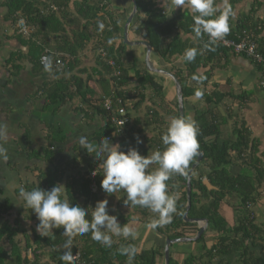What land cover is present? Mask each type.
Instances as JSON below:
<instances>
[{
    "label": "trees",
    "instance_id": "trees-1",
    "mask_svg": "<svg viewBox=\"0 0 264 264\" xmlns=\"http://www.w3.org/2000/svg\"><path fill=\"white\" fill-rule=\"evenodd\" d=\"M70 1L49 0L48 7L45 8L46 12H41L42 10L34 2L8 0L11 14L16 15L17 12H20L26 22L35 28L32 37H35L36 41H32L30 44L32 53H36V57H33L34 63L40 65L41 55L47 48L46 37L49 35L60 36L61 44L69 51L67 53L69 57H60L64 64V70L72 69L78 63V50L84 49L88 42H92L95 39L93 49L102 50L104 53L103 55L100 52L96 56L97 69L101 70H97V72H104L110 75V79L114 82V89L112 93H109L110 97L113 99L122 98L124 101L130 100L135 108L144 102L148 93L158 98L160 102H164V87L155 79V75L146 69L144 63H139L124 42L116 46L115 42L110 41L116 35L122 37V33L121 27L116 21L120 15L110 12L109 1L76 0V16H71L68 12ZM236 1H230L231 9ZM50 3L55 8L50 7L49 9ZM136 3L139 14L138 19L141 15L144 16L145 31L143 32V37L151 45L152 52L168 63H172L179 58L178 56H182L185 68L179 70L174 68L173 73L182 85L184 111L187 99L191 96H197V91L201 92L198 97L203 100V103L208 108L209 106L216 107L220 104H226L227 101L236 103L242 108L248 102L251 94L247 92L237 93L234 89L223 90L217 86L212 92H207V89H205L213 70L216 66H219L216 63V59L220 57L216 56L227 48L219 42L212 45L210 49L204 47V44L208 41V36L205 34L201 38H197L192 31L193 16L196 13L168 16L163 13L160 7L156 6L154 0H136ZM252 13L241 15L235 24V30L230 26V32L226 38L237 40L238 35L241 36L245 31L252 35L258 51L264 56V39L259 38V32L264 28V20H254ZM81 19L85 23L82 26H75L76 23L80 25ZM99 24H103V29L99 27ZM175 29H181L185 33L193 34L197 43L190 44L188 40H182L178 34L174 35ZM38 37L41 38L38 39ZM64 40H67V42L64 43ZM192 47L198 49V54L194 61L188 62L183 58L184 52L185 49ZM108 60L114 62L113 67L108 64ZM139 65H142V67ZM256 65L262 71L263 66L258 63ZM209 66V70L203 75L198 73L200 68ZM187 80H192L194 86L191 87V85L185 84L184 82ZM69 82L70 80L64 79V81L59 82L61 85L49 90V98L53 103L62 104L66 100L78 97L82 104L91 106L92 114L107 115L102 106L92 103L93 99L88 96L90 90L87 81L84 83L80 78L74 76L72 82H70L75 87L73 91L70 89ZM198 85H203L204 89L199 88ZM194 110L196 111L194 120L199 127L197 137L200 145L199 150L203 152V157L191 177V208L188 217L208 219V228L195 241L203 242L202 254L199 257L190 254L183 259V264H215L213 262L217 258L219 259V264H230L228 258L231 256L236 257L238 264H264V222L258 223L255 212L252 210L258 204L264 192V152H262L261 157L257 155L261 144L260 140L253 136L250 128L245 126V122L239 118L238 112L235 114L231 112L224 118L218 117L212 110L199 109L197 105H195ZM170 113L172 116H179L178 109L174 112L170 111ZM208 114L212 115L210 119L207 118ZM148 115L150 117L147 119V125L157 126L159 130L157 129L156 133L151 137L146 136L145 139L153 150H162L161 137L166 131L167 124H165L159 111L153 107L148 109ZM230 120H233V123L229 133H227L222 126ZM140 131V128H137L136 131L133 129L129 136L121 140L120 146L123 147L124 151L130 146L136 147L141 155L147 156L148 151L141 150L142 142L136 143L137 136L140 141L142 139ZM113 132L114 127L109 124L91 136V143L99 146L103 138L113 137ZM64 140L65 136L60 137L58 140H50L47 147L43 149L45 159L51 161L54 156V152L51 149L54 142L61 143ZM91 154L98 161L97 163H91L87 171L83 173L71 174L67 177L62 198L67 199L70 204L94 207L97 201L111 196L106 194L100 186L103 179V171L102 168H99V165L104 154L99 156L95 153ZM195 160L196 158L191 163L190 168ZM233 165L241 166V172L238 174L232 173L231 168ZM66 167H57L54 171L43 172L39 177V183L31 186L30 190L36 187L50 190L54 185L62 182L65 176L64 173L68 168L71 171L76 169L77 165L70 162L67 163ZM95 169H98L95 177L97 189L93 191L89 175ZM200 170H203L204 173ZM205 182H208L209 186ZM167 184L169 193L177 196V212L173 214L170 223L155 229L166 236V239H176L188 236V234H196L195 227V231H190L194 224L185 222L183 218L187 203V177L173 174ZM231 196L238 200V204L234 206V222L229 225L219 210L222 201L226 197ZM125 198L118 201L117 205V212H119L117 218L121 225L125 223L128 225L135 220L134 213L127 214L126 211L131 206L135 212L140 211L141 220L146 224H149L156 216L149 209L130 203L126 206L123 203ZM120 206L122 208L125 207L123 213L120 211ZM8 207V204L0 205V264H65L60 259L62 252L65 251L63 244L67 240V237L63 235V227L53 229L47 236H41L35 232L33 239H30L29 235L24 231L22 239H19V220L15 221L14 224L5 220L9 210ZM28 210L32 212L30 208ZM91 211L92 209L88 208V219H91ZM109 212L113 214L110 201ZM34 219H36L37 226L39 220L37 217ZM209 230L214 233L210 247L206 245L205 240ZM113 239L112 247L107 248L92 240L90 232L84 235H75L73 237L72 253L80 251L82 259L88 264H159L160 259L164 264L165 243L149 248H141L138 241L131 238L124 240L123 238L114 237ZM22 241L25 243L24 253L21 246ZM128 244L137 248V254L131 260L119 252V248L122 245ZM172 255L174 254L170 252L169 264H179V261ZM45 257L47 261L43 262ZM202 257L206 261L200 263L198 259Z\"/></svg>",
    "mask_w": 264,
    "mask_h": 264
},
{
    "label": "crops",
    "instance_id": "crops-1",
    "mask_svg": "<svg viewBox=\"0 0 264 264\" xmlns=\"http://www.w3.org/2000/svg\"><path fill=\"white\" fill-rule=\"evenodd\" d=\"M27 1L34 2L42 10L41 12H46L45 8L49 4V0ZM108 1L110 12L117 13L118 16L120 15L116 21L121 27L122 37L116 35L110 40L118 46L122 42L125 43L124 27L133 10V3L132 0ZM154 1L156 6L160 7L163 13L168 16L194 13L187 2L183 7L176 8L174 0ZM230 1L215 0V6L218 9L217 14L224 9L226 3L229 5ZM75 2L76 0H71L68 6V12L71 16L77 15ZM51 4L49 5V9L51 6H54ZM249 13L253 14L254 20H264V0H237L233 5L232 15L229 19L231 28L235 30V24L238 22L240 16ZM13 15L8 7V0H0V123L6 125V135L3 139H0V146L6 149L8 157L6 161L0 160V205H9L5 220H8L11 224L19 220L20 233L18 238L22 239L23 232L25 231L29 235V238L33 239V234L35 232L39 233L37 231L36 219H34L36 215L34 212H30L28 207L24 205L22 198L19 196L20 189L30 190L31 186L39 183V177L43 172L48 170L54 171L57 167L67 168V163L72 162L77 165V168L71 171L68 168L64 173L66 177L64 176L62 182L59 183L65 187L68 176L83 173L87 171L91 163L98 162L86 149L81 148L79 143L80 137L87 136L89 142H91L90 138L95 132L109 125L107 115L92 114L91 106L82 104V101L78 97L66 100L62 104L53 103L49 98V90L61 85L59 82L64 81V79L72 82V78L76 76L84 81V83L87 81L90 90L88 96L93 99L92 103L100 105L103 108L102 101L104 98L110 96L109 93H112L114 82L110 79V75L104 72H97V70L101 71L97 69V57L94 52L90 54L91 50H93L95 39L92 42H88L81 52L78 51V63L72 69L67 68L69 70L63 69L59 71L54 68L51 71H45L41 64L36 65L34 63L33 57H36V53H32L30 48L31 42L36 41V38L32 37L35 28L27 23L28 34H23L19 30L18 20L24 18V16L20 12ZM17 16L19 17L15 21ZM71 16L70 18H72ZM138 17L137 10L128 28V39L132 42L146 41L143 37V32L145 31L144 16L141 15L139 19ZM80 21V25L76 23L75 26H82L85 23L82 19ZM173 34H178L182 40H188L190 44L197 43L193 34L185 33L181 29H175ZM40 38L38 37V39ZM259 38L264 39V28L259 32ZM65 42L67 40H64ZM46 46L47 48L44 51H48L51 57H69V54H67L69 51L61 44L60 36L49 35L46 37ZM127 46L128 50L138 59L139 63L143 64L146 48L139 45ZM100 52L103 53L102 50ZM178 57L174 62L168 63L157 54L151 53V60L156 67L168 70L171 73L174 72V68L178 70L185 68L182 56ZM216 57H220L216 59V63L219 66H216L211 78L207 82L205 88L207 92H212L215 86H217L223 90L234 89L237 93H250L251 98L242 108L236 103H233V106L230 107H226L224 103L216 107L209 106L208 108L198 96H191L185 103L184 116H191L195 119V105L199 109L212 110L218 117L225 118L231 112L234 114L237 112L243 113L245 126L250 128L253 136L260 140L261 144L259 145L257 155L261 157L262 152H264V89L260 85L261 70L252 60L243 55L236 54L229 49L220 52ZM139 66L142 67V65ZM209 68L210 66L200 68L198 73L203 75ZM153 75L164 87V102L172 109L177 108V96L173 81L165 75ZM184 83L191 85V87L194 86L192 80H187ZM198 87L204 89L203 85H198ZM70 89L72 91L75 89L72 83L70 84ZM130 103L132 104L131 101ZM162 105L160 101L158 102V98L148 93L140 106L135 108L132 104L128 108L131 124L128 126L126 136H129L133 129L136 131L137 128H140L143 147H141V150H147V155L155 151L145 139L146 136L150 137L153 135L151 126L147 125V119L150 117L148 109L153 107L160 113ZM211 116L208 114L207 118L210 119ZM232 123L233 120H230L227 124H224L222 126L223 130L229 133ZM64 136L65 140L63 142L59 143L55 141L52 146L53 148L51 147L54 152L51 161L45 159L43 149L47 147L48 142L50 140L54 141V139L58 140ZM154 168L155 166H152L149 168V171ZM200 171L204 173L203 170ZM231 171L234 174H238L241 172V166L233 165ZM206 184L208 185V182ZM116 196L121 198L117 199ZM124 196L125 193L122 191L108 196L110 204H112V215L117 216L119 213L117 212L118 201L122 200ZM261 199L252 208L257 220L260 215L264 217V198L261 197ZM237 204L238 200L233 196L226 197L221 203L220 214L227 220L229 225H232L234 222V206ZM121 208L120 211L123 213L125 207ZM126 211L127 214L134 213L135 220L131 221L128 226L138 233L135 240L138 241L142 248L163 245L166 242V236L156 229L147 227L148 224L141 220L142 215L139 218H135L136 214H141L139 213L140 211L135 212L132 206L127 208ZM194 227L196 231L198 230V225L194 224L190 228V231H195ZM207 234L208 236L206 235L205 239L206 245L210 247L213 242L211 239L214 237V233L209 230ZM193 235L195 234H188V236ZM21 246L24 253L25 243L23 241ZM176 255L184 259L177 251L174 252L173 256L175 257ZM180 258H176V260L179 261ZM234 260H236V257ZM228 261L230 262L229 258Z\"/></svg>",
    "mask_w": 264,
    "mask_h": 264
},
{
    "label": "clouds",
    "instance_id": "clouds-1",
    "mask_svg": "<svg viewBox=\"0 0 264 264\" xmlns=\"http://www.w3.org/2000/svg\"><path fill=\"white\" fill-rule=\"evenodd\" d=\"M190 4L193 16L192 31L197 38L208 36L204 44L206 49L217 44L230 32L229 19L232 15L231 6L227 3L218 13L215 0H174L175 7ZM103 29V24H99ZM198 54L195 47L187 48L184 60L192 62ZM45 71H51L53 61L51 57L43 58ZM197 96L201 92H196ZM129 108V107H128ZM199 127L191 116H173L167 123L162 135L163 148L153 151L150 155H141L138 148L128 147L121 150L119 144H113L108 138H103L99 146L89 142L87 136H81V148L97 156L104 154L99 167L103 171L101 189L109 195L117 192L126 193L123 203H129L149 209L156 216L147 227L155 229L171 222L173 214L177 212V196L170 194L167 181L173 174L188 176L190 165L199 155L198 142ZM6 135V125L0 123V139ZM136 143H141L136 137ZM6 149L0 146V160H7ZM156 167L149 171L150 166ZM65 187L62 184L54 185L50 190L41 187L19 191L24 205L35 213L39 223L37 231L41 236H47L53 229L63 227V235L67 237L63 244L65 251L60 259L65 264H75L76 255L72 253L73 237L91 233V239L102 246L111 248L115 238L135 240L138 233L126 223L121 225L116 215L109 212L108 199L99 200L94 207L73 205L62 198ZM117 197V196H116ZM121 197H117L120 199ZM23 207V206H22ZM88 208H91V219H88ZM122 255L129 260L137 254V248L131 244L119 248Z\"/></svg>",
    "mask_w": 264,
    "mask_h": 264
},
{
    "label": "built area",
    "instance_id": "built-area-1",
    "mask_svg": "<svg viewBox=\"0 0 264 264\" xmlns=\"http://www.w3.org/2000/svg\"><path fill=\"white\" fill-rule=\"evenodd\" d=\"M51 8H54V6H51ZM18 26L20 32H22L23 34H28L29 29L27 22L24 18L18 20ZM218 42L221 43L227 49L231 50L232 52L243 55L256 63L261 64L263 66V69L261 71L260 85L262 88H264V56L258 51L257 44L252 39V35L244 31L241 36L238 35L237 40L223 38ZM45 57H51L48 51H44L40 58V64L43 68L44 63H46V60L43 59ZM51 58L53 61V67L59 71H62L64 68L63 61L59 57ZM108 64L112 67L114 66V62L112 60H108ZM102 104L103 109L107 114L108 123L114 127L113 137L108 136L107 138L114 144H120L121 140L126 137L128 132V126L131 124V119L128 114V107L132 106V104L130 103V100L124 101L122 98L113 99L110 96L104 98ZM122 148L123 147H121V150H123ZM97 173L98 169H95L89 175V177L91 178V189L93 191H96L97 189L95 182V177L97 176ZM73 255H76L75 264H88V262L82 259V254L80 251L73 253Z\"/></svg>",
    "mask_w": 264,
    "mask_h": 264
},
{
    "label": "water",
    "instance_id": "water-1",
    "mask_svg": "<svg viewBox=\"0 0 264 264\" xmlns=\"http://www.w3.org/2000/svg\"><path fill=\"white\" fill-rule=\"evenodd\" d=\"M132 3H133V10H132L131 14L129 15L127 22L125 24V27H124L125 43L129 46L139 45V46L145 47L146 48V55L144 58V63H145L146 69L150 73H157V74L165 75L173 81V83L175 85V90H176L177 109L179 112V116L180 115L184 116L183 89H182V85H181L180 81L178 80V78L173 73H171L170 71L156 67V65L151 60L152 47L148 42H146V41H134V42H132V41H129V39H128L129 25H130L132 19L135 17L136 12L138 10L136 0H132ZM202 157H203V152L201 150H199V155L196 157L194 164L191 166V168L188 172L187 185H186L187 203H186L185 212L183 215L185 222L198 225V231L193 236H184V237L176 238V239H168L167 238L166 242H165V246H164V264H169L170 246L172 244L180 243V242H195L204 234V232H206V230L208 228V219H206V218H189L188 217V213H189V210L191 208V192H192L191 177H192L194 169L201 162Z\"/></svg>",
    "mask_w": 264,
    "mask_h": 264
},
{
    "label": "rangeland",
    "instance_id": "rangeland-1",
    "mask_svg": "<svg viewBox=\"0 0 264 264\" xmlns=\"http://www.w3.org/2000/svg\"><path fill=\"white\" fill-rule=\"evenodd\" d=\"M81 50H83V49H80V50H78L79 52H81ZM95 53V55L96 56H98L99 55V53H100V51L99 50H91V53L90 54H92V53ZM153 74H156V75H159V74H157V73H153ZM133 82V81H132ZM158 102H159V100H158ZM163 105L160 107V113L162 114V118L164 119V122H165V124H167L168 123V121H169V119L171 118V117H173L172 115H171V113H170V111H176L177 110V108H173V110L172 109H170L171 107H169L167 104H166V102H161ZM226 107H230V106H233V102H231V101H227L226 102ZM239 113V118L240 119H243V113H241V112H238ZM158 128H157V126H151V131H152V133L153 134H155L156 133V130H157ZM159 130V129H158ZM151 137V136H150ZM152 166H155L156 167V165H152ZM152 166H150V168L152 167ZM262 197L264 198V192H263V194H262ZM106 199H109V197H105ZM262 200V199H261ZM263 205V204H262ZM141 214H136V217L135 218H139V216H140ZM258 217V216H257ZM257 222L258 223H263L264 222V217H262L261 215H260V217H258V220H257ZM29 225H31V224H29ZM207 236H208V234H206ZM214 238V237H213ZM213 238L211 239V240H213ZM202 245H203V242L202 241H198V242H180V243H175V245H172L171 246V248H170V252L171 253H173L174 254V252H179L183 257H184V259H185V257H187V256H189L190 254H193L194 256H196V257H199L201 254H202ZM140 247H141V245H140ZM146 247H148V246H146ZM142 248V247H141ZM257 254H259L258 252H257ZM173 256V255H172ZM175 258H180L179 256H175ZM234 256H231V257H229V259H230V262H231V264H237V259L236 260H234ZM219 259L217 258L216 260H214V262L213 263H215V264H219L218 261ZM45 261H47V258L45 257V258H43V262H45ZM198 261L200 262V263H202V261H206V259L204 258V257H202V258H199L198 259ZM159 264H163V262L161 261V259L159 260ZM179 264H183V259H182V257L179 259ZM198 264V263H197Z\"/></svg>",
    "mask_w": 264,
    "mask_h": 264
}]
</instances>
